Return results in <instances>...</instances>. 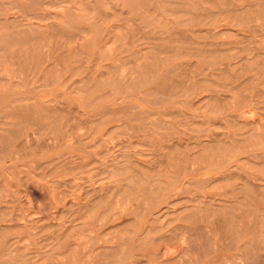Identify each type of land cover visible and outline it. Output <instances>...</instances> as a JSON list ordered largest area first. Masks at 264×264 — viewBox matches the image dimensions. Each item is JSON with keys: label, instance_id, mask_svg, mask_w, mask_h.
Returning <instances> with one entry per match:
<instances>
[{"label": "rangeland", "instance_id": "1", "mask_svg": "<svg viewBox=\"0 0 264 264\" xmlns=\"http://www.w3.org/2000/svg\"><path fill=\"white\" fill-rule=\"evenodd\" d=\"M162 10L0 17V264H264V0Z\"/></svg>", "mask_w": 264, "mask_h": 264}, {"label": "bare ground", "instance_id": "2", "mask_svg": "<svg viewBox=\"0 0 264 264\" xmlns=\"http://www.w3.org/2000/svg\"><path fill=\"white\" fill-rule=\"evenodd\" d=\"M4 2H6L4 5H2L0 7V17H5L4 20L6 21L8 16H11L12 18L10 20H12L11 22H17V16L18 17H34L35 19L37 18H42L44 20L48 19V18H53V19H65V18H71V19H75V18H80V17H89L91 15H101L104 17H134V18H139V19H145V18H153L156 16H159L162 12H163V7H168L171 6L172 4L175 3L176 0H3ZM13 1H31L33 3L32 6H18L16 5V3H14ZM244 1V0H243ZM258 1V0H257ZM13 2V3H12ZM231 2V1H230ZM246 2V0H245ZM189 3V2H188ZM255 3V2H254ZM15 4V5H14ZM26 4V3H24ZM187 4V3H186ZM195 4V3H194ZM205 4V3H204ZM230 4V3H229ZM253 4V3H252ZM257 2L256 4H253L254 7L257 6ZM182 5V4H181ZM197 5V4H196ZM252 5V8H253ZM248 5H245V7H247ZM185 7V6H184ZM230 7V5L228 6ZM237 6H235L234 8H236ZM251 8V7H249ZM202 9V8H200ZM166 10V9H165ZM177 10V9H176ZM193 10V9H192ZM236 10V9H235ZM243 10V9H242ZM248 10V7L247 9ZM173 13V12H172ZM175 14V13H174ZM180 14V13H179ZM191 14V13H190ZM219 13H217L218 15ZM221 14V13H220ZM192 15V14H191ZM100 17V16H99ZM206 17V16H205ZM208 18V17H206ZM20 19V18H18ZM50 19V20H51ZM110 19V18H109ZM157 19V18H154ZM256 17H255V21H256ZM9 20V21H10ZM149 20V19H148ZM159 20V19H158ZM158 20H155V22H158ZM187 20V19H186ZM189 20L192 19H188ZM219 20V19H218ZM217 20V21H218ZM245 20V19H244ZM60 21V20H59ZM77 21V20H75ZM154 21V20H153ZM205 21V20H203ZM214 21V18H213ZM11 22H9L11 24ZM20 22V21H19ZM23 22V21H22ZM22 22H20L22 24ZM65 21L62 20V23H64ZM186 22V21H185ZM193 22V21H192ZM211 22V21H210ZM234 21H232L233 23ZM241 22V20H240ZM247 22V21H246ZM1 23V22H0ZM6 23V22H5ZM13 23V24H14ZM191 23V22H190ZM204 23V22H203ZM239 23V22H238ZM242 23V22H241ZM8 24V23H7ZM9 24V26H10ZM18 25V27H20L18 24V22L16 23ZM84 24V23H83ZM164 24V23H163ZM170 24L172 25V23L170 22ZM182 25V23H180ZM179 24V25H180ZM185 24V23H184ZM187 24V23H186ZM214 24V23H213ZM218 24V23H217ZM1 25V24H0ZM3 25V23H2ZM12 25V24H11ZM16 27L14 28H17ZM30 25V24H29ZM36 25V24H35ZM51 25H54L51 24ZM148 26L152 27V28H159L160 25H157L156 23L153 22H149L147 23ZM174 25V24H173ZM209 25V24H208ZM232 25V24H231ZM237 26L240 24H236ZM235 25V26H236ZM245 25V24H244ZM249 25V24H247ZM5 24H4V28H5ZM15 26V25H14ZM22 26V25H21ZM24 27H22L21 29L18 30V32H21V34L24 35L23 31L25 30V26L28 27L27 23L23 24ZM38 25H36L37 27ZM49 26V25H48ZM58 26V24H57ZM54 26V27H57ZM164 26V25H163ZM206 26V25H205ZM2 27V28H3ZM7 27V26H6ZM13 27V26H12ZM11 27V28H12ZM45 27V26H44ZM52 27V26H51ZM50 27V28H51ZM61 27V26H60ZM63 27V26H62ZM217 27V25H213L212 28ZM242 27V26H241ZM259 27V26H258ZM9 27H7L6 29L8 30ZM39 28V27H37ZM71 28V26H70ZM172 28V26H171ZM211 28V29H212ZM260 28V27H259ZM1 29V28H0ZM30 29V28H29ZM40 29V28H39ZM43 29V27H42ZM58 29V27H57ZM63 29V28H61ZM74 29V28H73ZM255 29V27H254ZM5 30V31H7ZM32 30V29H31ZM44 30V29H43ZM42 30V31H43ZM48 30V29H47ZM3 30V32H5ZM26 31H29L28 28L26 29ZM2 32V30H1ZM30 32V31H29ZM26 32L25 35H27ZM34 32L35 31H31ZM38 31H36L37 33ZM213 32V31H212ZM211 32V34H212ZM221 32V31H220ZM223 32V31H222ZM13 33V32H12ZM43 33V32H40ZM208 34V33H205ZM217 35V32L215 33ZM214 34V35H215ZM221 34V33H220ZM13 35H17L19 36L17 33L13 34ZM22 35V36H23ZM24 35V36H25ZM33 35V34H32ZM213 35V34H212ZM11 36V35H10ZM30 36V34H29ZM21 37V36H20ZM26 37V36H25ZM22 38L23 39H25ZM3 38V36H2ZM29 38V37H28ZM27 38V41L29 42ZM33 38V37H32ZM30 40H32L31 38H29ZM41 39V38H40ZM2 40V39H0ZM4 40V39H3ZM6 40V39H5ZM14 44L12 45H16L15 43V39H12ZM11 40V41H12ZM44 40V39H43ZM8 41V40H7ZM17 41V40H16ZM27 41L24 40L25 44L27 45L28 43H26ZM42 41V39H41ZM39 41V45L40 42ZM1 42V41H0ZM5 42V41H3ZM23 42V41H22ZM36 42V41H35ZM49 41H46V43L48 44ZM9 44V42H7ZM20 43V42H18ZM31 43V42H30ZM32 44V43H31ZM77 44V43H76ZM216 44V43H215ZM11 45V44H10ZM21 45V43H20ZM23 45V44H22ZM21 45V46H22ZM33 45H35V43H33ZM42 45V43H41ZM31 46V45H29ZM45 46V44H44ZM75 46V45H74ZM72 47V45H71ZM78 47V45H77ZM6 48V47H4ZM1 60V59H0ZM217 70V69H216ZM248 242V241H247ZM250 243V242H249ZM244 246V245H243ZM247 246V245H246ZM248 247V246H247ZM161 256H163L161 254ZM240 257V256H239ZM243 258V257H242ZM242 260V259H239Z\"/></svg>", "mask_w": 264, "mask_h": 264}]
</instances>
